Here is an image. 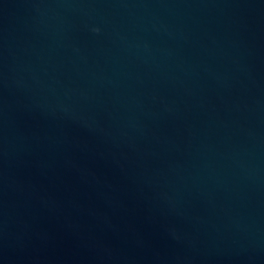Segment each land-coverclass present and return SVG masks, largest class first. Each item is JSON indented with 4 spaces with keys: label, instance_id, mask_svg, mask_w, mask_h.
Masks as SVG:
<instances>
[{
    "label": "water",
    "instance_id": "water-1",
    "mask_svg": "<svg viewBox=\"0 0 264 264\" xmlns=\"http://www.w3.org/2000/svg\"><path fill=\"white\" fill-rule=\"evenodd\" d=\"M0 264H264V0H0Z\"/></svg>",
    "mask_w": 264,
    "mask_h": 264
}]
</instances>
